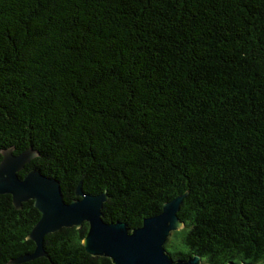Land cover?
<instances>
[{"label":"trees","instance_id":"obj_1","mask_svg":"<svg viewBox=\"0 0 264 264\" xmlns=\"http://www.w3.org/2000/svg\"><path fill=\"white\" fill-rule=\"evenodd\" d=\"M37 152L70 201L104 187L134 227L187 190L172 259L264 264V0H0V146ZM1 158V157H0ZM0 193V264H113L87 230L26 238L40 211Z\"/></svg>","mask_w":264,"mask_h":264},{"label":"water","instance_id":"obj_2","mask_svg":"<svg viewBox=\"0 0 264 264\" xmlns=\"http://www.w3.org/2000/svg\"><path fill=\"white\" fill-rule=\"evenodd\" d=\"M13 150L12 144L0 146V193H9L15 209H19L23 201L32 200L40 211V216L25 233L26 238L34 242L31 252L23 251L9 256L15 262L47 255L43 248L47 233L62 227L79 228L85 221L87 230L82 236V246L93 256L101 254L110 257L113 264L201 263V256L195 253L184 259H172L165 250L168 235L183 225L177 210L186 189L164 200L158 212L143 216L139 224L129 228L123 220L105 221L103 218L100 208L107 199L105 187L96 194L84 191L81 186L82 173L75 182L71 200L66 201L54 176H46L35 167L26 169L25 174L19 176L20 169L36 154L35 149L25 144L17 153ZM225 264L250 263L240 259L238 263L228 260Z\"/></svg>","mask_w":264,"mask_h":264},{"label":"rangeland","instance_id":"obj_3","mask_svg":"<svg viewBox=\"0 0 264 264\" xmlns=\"http://www.w3.org/2000/svg\"><path fill=\"white\" fill-rule=\"evenodd\" d=\"M175 230H178V229H175ZM175 233L179 234L177 231H172L170 235H168L169 237L172 235H175ZM199 264H204V262L201 261V263Z\"/></svg>","mask_w":264,"mask_h":264}]
</instances>
